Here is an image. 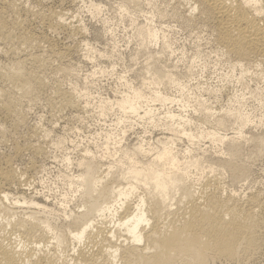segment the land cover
Returning a JSON list of instances; mask_svg holds the SVG:
<instances>
[{"label": "rangeland", "instance_id": "374dc122", "mask_svg": "<svg viewBox=\"0 0 264 264\" xmlns=\"http://www.w3.org/2000/svg\"><path fill=\"white\" fill-rule=\"evenodd\" d=\"M186 3L0 0V22L4 20L9 32L0 30V68L25 63L37 80L33 97L25 99L0 76V168L9 165L17 177L6 185L8 204L24 196L18 218L31 212L67 228L81 210L76 181L83 171L81 162L95 160L106 169L120 161L122 150L131 152L144 141L158 150V140L164 138L175 139L182 162L199 161L192 170L196 179L219 175L225 195L233 190L243 198L258 194L264 202V71L250 70L246 85L238 83L240 71L216 50L212 27L185 24ZM150 25L159 33L155 42L139 36V30ZM169 70L186 86L184 92L175 85H148L156 74ZM137 89L146 97L157 89L179 102H144L140 115L119 110L115 101ZM235 107L250 118L242 137L241 121L228 117L224 127L217 124L223 111ZM148 109L158 110L153 119L145 115ZM168 113L179 116L180 129L204 132L205 138L190 140L175 133L179 128L167 120ZM208 133L234 137L237 155L232 156L228 142L211 140ZM107 136L112 138L108 145ZM227 162H235L242 177L235 179ZM33 199L49 205L50 211H39ZM72 249L55 252L64 258ZM261 249L247 261L215 264H264V240Z\"/></svg>", "mask_w": 264, "mask_h": 264}, {"label": "bare ground", "instance_id": "6f19581e", "mask_svg": "<svg viewBox=\"0 0 264 264\" xmlns=\"http://www.w3.org/2000/svg\"><path fill=\"white\" fill-rule=\"evenodd\" d=\"M190 1L186 3L190 6L189 15L182 16L185 24L202 22L203 26L212 27L216 50L231 58L234 68L240 71L236 77L238 83L246 85L250 70L264 71L263 1ZM177 2L184 4L181 0ZM2 22L4 20L0 22V30L6 32ZM139 36L153 42L159 39L152 25L140 29ZM171 53H174L172 49ZM24 64H11V67H4L6 70L0 68V76L18 90L19 98L22 94L21 98L27 99L33 97L37 80L33 72L29 74L25 70ZM148 85L158 88L175 85L181 93L186 87L172 70L156 74ZM150 95L152 97H146L141 89L132 90L116 100L115 105L126 114L140 115L144 102H179L157 89ZM157 111L148 109L145 115L153 119ZM223 113L217 121L219 127L225 126L228 117L241 121L239 135L242 137L244 127L250 122L249 116L239 107ZM178 117L174 113L167 114V120L177 129ZM177 132L190 140L205 138L204 132L195 134L186 128H179ZM207 136H212L211 140L228 142L233 147L232 156L237 155L234 137L215 133ZM106 140L108 145L111 136ZM161 140H158L161 145L158 150L145 141L131 152L122 150L120 161L106 169L95 160L81 162L79 166L83 171L76 181L80 185L79 208L82 211L72 216L67 228L53 226L49 217L39 220L31 212L18 218L24 196L8 204L11 197L6 185L17 181V177L9 165L0 168V264H215L247 261L259 254L264 240L263 217L260 216L264 209L263 198L258 194L243 198L234 190L225 195L219 175L203 181L196 179L192 170L199 161L182 162L175 152V139ZM224 165L234 173L235 179L242 177L235 162ZM32 205L39 207V211H50L49 205L40 204L36 199ZM72 245L73 254L59 258L55 249L68 252Z\"/></svg>", "mask_w": 264, "mask_h": 264}]
</instances>
